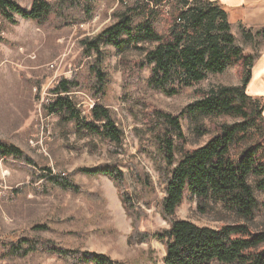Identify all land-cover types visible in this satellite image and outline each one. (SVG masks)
<instances>
[{"label": "rangeland", "instance_id": "1", "mask_svg": "<svg viewBox=\"0 0 264 264\" xmlns=\"http://www.w3.org/2000/svg\"><path fill=\"white\" fill-rule=\"evenodd\" d=\"M29 11L35 0H12ZM55 2L56 0H46ZM201 1V0H200ZM206 1V0H202ZM96 0L93 17L83 25L58 27L54 17L46 25H38L15 16V24L0 14V142L20 148L32 158L37 168L31 170L14 161L0 159V255L20 239L49 240L65 249L105 255L120 264H164L165 250L161 243L130 245L131 220L125 214L117 191L106 177H89L82 168L116 167L124 173L125 186L135 206L143 213L140 230L150 234L168 228L162 219L161 201L165 196L162 174L165 164L155 153L146 131L144 112L161 109L181 118L187 139V150L205 145L211 135L200 137L196 128L209 130L210 123L232 124L228 118L191 119L183 112L197 98L196 91H211L223 86H238L242 79L237 68L223 74H208L205 81L175 97H167L146 86L149 72L145 69L136 83L137 74L125 70L121 60H141L144 53L137 48L152 50L156 44L143 43L134 47L126 43L121 50L101 45L105 59L102 71L107 76L104 93L94 99L89 68L94 55H86L81 41L94 39L117 23V15L135 4L149 6L158 34L169 31L167 15L185 10V0ZM195 5V0H191ZM133 16V26L142 22ZM126 40V38H125ZM245 55L257 52L258 39L246 43L239 37ZM127 73V79L123 78ZM61 79H75L80 88L69 95L82 118L90 119L98 104L109 109L123 132L121 153L99 137L84 133L75 123L58 114H48L44 105L52 100L49 90ZM112 147V149H111ZM64 175L82 193L62 191L39 179L43 170ZM34 176L37 178L34 181ZM260 212L252 223L264 230V193L254 188ZM186 194L174 219L188 220L198 226L218 228L238 219L220 206L206 207ZM44 228V229H39ZM0 264H65L58 258L35 253L24 259L0 260Z\"/></svg>", "mask_w": 264, "mask_h": 264}, {"label": "trees", "instance_id": "2", "mask_svg": "<svg viewBox=\"0 0 264 264\" xmlns=\"http://www.w3.org/2000/svg\"><path fill=\"white\" fill-rule=\"evenodd\" d=\"M96 0H35L29 11L23 10L12 0H0V14L15 24V16L46 25L52 17L59 28L83 25L93 17ZM164 0H157L159 7ZM186 9L175 16L167 15L169 31L157 33L149 6L133 5L117 15V23L105 29L94 39L81 41L85 54H93L94 64L89 68L94 77V99L104 93L107 76L102 71L105 59L101 45L121 50L126 43L135 48L139 44H156L152 50L137 48L144 53L141 60H121L125 70L139 75L147 69L146 86L167 97H175L206 80L208 74L219 75L229 68L239 70L242 83L223 86L211 91H196L197 100L187 106L183 115L191 119L228 118L232 124L210 123L209 130L196 128L200 137L211 135L208 142L196 149L187 150V139L181 118L161 109L144 112L146 131L150 135L156 156L165 164L162 174L165 196L161 201L162 219L168 228L155 234L142 232V211L137 208L125 186L124 173L116 167L99 169L82 168L80 173L89 177L103 176L110 180L117 191L121 206L131 220L130 245L161 243L165 250L164 264H264V230H257L252 223L260 212L254 188L264 193V100L247 95L251 81L252 56L245 55L231 33L227 11L217 3L185 0ZM143 20L133 26V16ZM247 43L250 34H243ZM126 38V40H125ZM127 79V73L123 72ZM80 88L75 80L61 79L49 90L52 100L44 105L48 114H58L75 123L84 133L99 137L122 152L123 132L112 112L96 104L90 119L82 118L69 98ZM112 149V147H111ZM0 159L14 161L34 171L35 161L20 148L0 142ZM39 179L62 191L75 195L82 193L79 186L64 175H55L45 169ZM34 181L37 178L34 176ZM206 207L220 206L234 215L239 222L222 224L218 228L198 226L188 220L174 219L186 194ZM264 207V202L262 203ZM44 229V228H39ZM40 253L58 258L65 264H120L105 255L81 250L65 249L49 240L20 239L0 255V260L24 259Z\"/></svg>", "mask_w": 264, "mask_h": 264}, {"label": "crops", "instance_id": "3", "mask_svg": "<svg viewBox=\"0 0 264 264\" xmlns=\"http://www.w3.org/2000/svg\"><path fill=\"white\" fill-rule=\"evenodd\" d=\"M208 1L219 4L227 11L231 33L244 53V47L238 42L239 37L244 40L243 34L247 33L252 36V42L258 39L256 55L249 53L254 58V64L246 91L248 96L264 100V0Z\"/></svg>", "mask_w": 264, "mask_h": 264}]
</instances>
